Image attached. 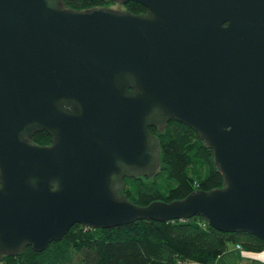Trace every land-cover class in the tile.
<instances>
[{
	"label": "water",
	"instance_id": "water-1",
	"mask_svg": "<svg viewBox=\"0 0 264 264\" xmlns=\"http://www.w3.org/2000/svg\"><path fill=\"white\" fill-rule=\"evenodd\" d=\"M0 0V261L95 230L201 216L264 242V0ZM172 120L212 150L224 186L135 206ZM52 137L47 147L36 133Z\"/></svg>",
	"mask_w": 264,
	"mask_h": 264
},
{
	"label": "trees",
	"instance_id": "trees-1",
	"mask_svg": "<svg viewBox=\"0 0 264 264\" xmlns=\"http://www.w3.org/2000/svg\"><path fill=\"white\" fill-rule=\"evenodd\" d=\"M68 9L106 8L111 0H61ZM124 11L147 13L142 4L129 2ZM159 141L160 168L154 177L126 178L120 192L135 206L154 202L170 204L195 191L224 186L222 174L212 159V150L197 133L172 120L161 131L149 128ZM33 143L47 147L52 137L39 132ZM233 244L248 254L264 252V242L245 233H223L201 216L189 220L156 222L138 220L116 228L88 229L75 224L61 241L52 242L41 253L32 247L16 256H4L0 264H214Z\"/></svg>",
	"mask_w": 264,
	"mask_h": 264
},
{
	"label": "rangeland",
	"instance_id": "rangeland-1",
	"mask_svg": "<svg viewBox=\"0 0 264 264\" xmlns=\"http://www.w3.org/2000/svg\"><path fill=\"white\" fill-rule=\"evenodd\" d=\"M109 8L116 10V11L117 10L124 11L123 5L120 3H116ZM253 255H256V254H253ZM220 258L221 259L216 260L214 264H252L253 263L251 259L247 258L246 253L241 251V248H238V247L236 248L235 246H233V244L229 245V249ZM253 264H256V263H253Z\"/></svg>",
	"mask_w": 264,
	"mask_h": 264
},
{
	"label": "crops",
	"instance_id": "crops-1",
	"mask_svg": "<svg viewBox=\"0 0 264 264\" xmlns=\"http://www.w3.org/2000/svg\"><path fill=\"white\" fill-rule=\"evenodd\" d=\"M246 256H247V258L251 259V261L253 263H256V264H264V252L259 253V254H256V255H253L251 253H248V254H246Z\"/></svg>",
	"mask_w": 264,
	"mask_h": 264
},
{
	"label": "built area",
	"instance_id": "built-area-1",
	"mask_svg": "<svg viewBox=\"0 0 264 264\" xmlns=\"http://www.w3.org/2000/svg\"><path fill=\"white\" fill-rule=\"evenodd\" d=\"M237 247L242 249V246H240V245H237ZM183 264H198V263L194 262V263H183Z\"/></svg>",
	"mask_w": 264,
	"mask_h": 264
}]
</instances>
